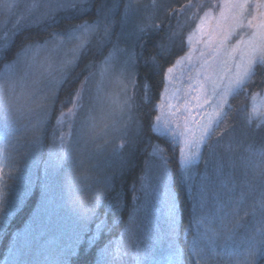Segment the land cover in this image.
<instances>
[{
	"label": "trees",
	"instance_id": "trees-1",
	"mask_svg": "<svg viewBox=\"0 0 264 264\" xmlns=\"http://www.w3.org/2000/svg\"><path fill=\"white\" fill-rule=\"evenodd\" d=\"M129 1L132 12L141 6L142 18L133 17L127 62L121 57L111 69V75L114 68L120 72L124 85L115 90L98 78L92 85L117 37L126 34ZM170 1L160 3L161 19L154 13L148 22L144 16L159 0H91L81 13L64 10L54 20L19 29L0 49V264H155L171 251L179 253V264H198L195 248L205 258L200 253H207L206 244L213 253L207 256L211 264H233L251 243L250 248L260 249L252 261L264 264V245H256L264 232V117L252 114L254 95L264 91V61L253 64L244 85L229 96L201 147L196 181L185 179L177 145L152 126L166 72L186 52L199 15L209 10L205 0ZM2 9L0 2V14ZM14 9L0 15V28L5 16L11 21ZM94 23L83 44L73 46L76 26ZM18 53L26 60L23 70L5 79L4 63L13 61L15 68ZM102 88L106 94L118 92L116 110L107 102L96 105ZM77 98L79 105L72 103ZM55 145L58 156L47 167ZM154 148L163 163L152 171ZM202 175L210 177L212 193L222 197L225 223L239 224L230 237L207 240L203 232L211 234L210 222H201L196 232L192 228ZM144 188L167 197L161 225L155 209L162 212L163 205H153ZM212 203L204 209L205 219ZM137 213L147 230H140L134 242ZM70 217L76 218L75 232L72 243L62 248L57 244L66 242L62 233ZM225 252V258L218 254Z\"/></svg>",
	"mask_w": 264,
	"mask_h": 264
},
{
	"label": "rangeland",
	"instance_id": "rangeland-1",
	"mask_svg": "<svg viewBox=\"0 0 264 264\" xmlns=\"http://www.w3.org/2000/svg\"><path fill=\"white\" fill-rule=\"evenodd\" d=\"M21 1L20 5L19 2ZM91 0H84L83 3H77L76 5H74L73 7H62V4H67L68 0H1V4L3 5V11L4 13L0 14L3 15L5 13L8 14V12L13 8V6L15 7L14 10L15 11V15L13 16V18L11 19V21L8 23L7 17L5 16V20L2 22L1 25V32H0V40H3V37L5 35H7V32L5 31V28H11L16 21L20 20L21 16H25V17H29L28 22L22 24L17 30L16 32L25 27V26H30L33 24H37V23H41L44 21H51L54 20L56 18V13L59 12H63L65 11H73V12H77V13H81L85 10H87L88 8V4ZM167 2H171L170 0H159V6L155 8V10L148 16H144V18H146V21H149V17L152 16V14H156V20L157 19H161L162 15L164 13V11H162V7L160 5V3L165 4ZM233 0H220L218 3L221 4L222 6L226 3H232ZM235 2H239L241 4H244V13L246 15V19L244 21L245 25H247L249 22H251V24L253 25V27L251 28H245L243 30L238 29L237 31L240 32V35L237 36L235 39H233L231 41L232 44H235L236 41L238 39H245L247 40L249 38L248 33H252V32H257L260 34H264V0H235ZM131 2L129 1V3H127L125 12L127 11L128 7L131 8V6L129 5ZM248 4H251L252 7L249 8ZM140 7L138 6L136 11L132 12V8L130 13L127 15V12L125 14V21L126 23H124L123 27L126 34H124V36H118L117 37V42L115 45V47H113L110 55L105 59V61L103 62L102 66L100 67V69L98 70V72H96L95 76L92 78V85H94L95 83H97V78L98 79H102L104 80V83H108L111 82V86L114 87L115 90H120L122 88V86L124 85V81L122 79V76L120 74V72L118 74H116L117 70L114 68L112 75H111V69L113 68V66H117L118 63H116L118 60L120 61L121 57L122 60L124 58V60H126L130 57V49H129V45L131 43V41L129 40V37H133L131 35V31H132V24L133 21H135V19L133 18L134 16H136V18H142V13H140ZM10 9V10H9ZM166 10V8H165ZM13 11V10H12ZM220 8H215L210 12L209 15V22L208 24H206L204 26V30H207V28L210 26L211 23L215 22L217 20V18L220 16ZM225 11V15H229V10L227 8L224 9ZM132 12V13H131ZM250 13V14H248ZM207 14V11L203 12L202 14L199 15V17L196 20V24L194 26V28L192 29V31L190 32V34L187 36V41H186V52L180 56L178 58V60H182L185 56H187V54L189 53V51L197 47H199V45H196L194 43V34H198L197 33V27L198 25H200L201 23V18L203 16H205ZM103 15V14H102ZM102 17H104L102 19ZM105 19V15L103 16H99V20L103 21ZM87 27H89L87 30H83V28L85 27V25H80V27H78L79 29L77 30V32H75V36H72L71 42L72 45L77 47V46H81L83 44V39L85 37V35L89 32H92L95 27L97 26L96 23L94 24H90V25H86ZM15 32V33H16ZM13 33V35L15 34ZM134 33V32H133ZM12 35V36H13ZM131 39V38H130ZM11 40V38H10ZM78 47V48H79ZM72 51V49H71ZM76 52V51H75ZM73 52V53H75ZM193 55H198V53L193 52ZM64 60V59H61ZM264 59H261L259 57V55H257L256 57L253 58L252 62H247V59H245V62L241 63L238 59L234 60L233 62H231L230 64L227 65L226 69H225V73L222 76V78L219 80L217 87L215 88L214 91H211L207 97H206V102H204L200 109H199V114L197 115V111L195 108L192 109V114L194 116V118L196 119L197 123L196 124H190L187 125L185 124V117L187 116V113H185L184 116L180 115V111L183 109L184 107V101L180 98H173V96L175 95L176 92L180 93V96L182 97L187 89L186 84H184V77L182 76V73L184 71L183 69V65L182 63H176L172 66L173 67V72L168 74V81L171 83L172 87H170L168 90L163 91V97L160 96L159 102L156 105V116L154 117L153 120V131L159 135H162L164 137H167L168 139H170L172 141V143L176 144L178 147V153H179V138H173L169 133H167L166 131H164L163 129L161 130H157L155 127L156 123H163L165 120H169L173 123L174 126H179V128L181 130L184 131H188V129L190 128V131L188 132L187 137L182 138L185 142H184V148H185V156H189L191 155V153L189 152V143L191 142V140L194 137H198L202 134V131L199 130V124L200 123H204L206 126H212L214 125L218 118L221 116L224 107L227 104V100L229 98L230 95H232L233 93H235L236 91H238L242 85H244V83L246 82V80L249 78L248 75H250L252 73V68H253V64L256 63H260L263 62ZM114 64V65H113ZM124 71H122L123 73ZM167 74V72H166ZM111 75V76H110ZM110 76V77H109ZM166 76V75H165ZM173 77H176V79H173ZM111 78V79H110ZM108 79H110L111 81H109ZM165 83V81H164ZM96 105H99L101 103H109L113 106V109L116 110L117 106H118V92L114 91L112 93L106 94L104 89L102 88L101 90V94L100 96L96 97ZM193 104H195V101H192ZM252 114L253 117H264V91L262 92V94H258V95H254L253 99H252ZM57 145H59V143H57ZM61 145L57 146L58 149H60ZM2 148H3V142L0 140V175H1V170L3 168L2 166ZM55 147L53 148V151L50 154V159L47 163V167H49L51 165V163L55 162V156H58V149H55ZM201 151V149H200ZM152 155V162H150L151 164V170L153 171V169L155 170V167L158 165L160 166V164L163 163V158L160 156V152L158 148H154L151 152ZM180 155V153L178 154V156ZM198 159H199V155L194 156L193 158V162L190 165H187L185 167H181L180 162V168L182 171L183 176L185 177V179H190L193 180L194 174H193V170L196 167V164L198 163ZM194 181H196V179H194ZM195 184V182H194ZM146 185V184H145ZM144 192H147L146 197L148 196L151 199V203L153 205H155V202L157 201V203H161V205H163L162 207V212L161 209H155L156 211V219L158 218V216L162 215V218L164 219L163 214H165L167 212V208L165 207V200L167 201V197L164 194L163 197L160 196L159 194H155V193H151L150 189H145L144 188ZM90 203V201L85 202L86 206ZM96 202H92L91 206H94ZM161 207V206H160ZM160 213V215H159ZM136 214V213H135ZM139 217V218H138ZM159 221H160V225H161V216L159 217ZM48 220L51 219H46L44 222V225L47 224ZM70 225L68 226V228L63 231L62 233V237L66 238V242H61L60 240L58 241L57 245H60L62 248L69 246L72 243L71 238L73 237L72 233L75 232V228H76V218L74 220L71 219L70 217ZM68 221V222H69ZM68 222L66 223V225L68 224ZM252 224V222H251ZM43 225V224H42ZM41 225V226H42ZM147 225H146V221L145 218L143 216H139V214L137 213L136 215V220L134 223H132V231L134 232L132 234L133 236V240L134 242H137L140 240L139 237V231L141 230L142 233H144L147 229H146ZM199 226L196 225H192L193 230L198 229ZM42 228H45L44 226H42ZM53 227L50 226L49 230H51ZM60 228V227H59ZM58 228V230H59ZM255 228V227H254ZM205 232V231H204ZM203 232V233H204ZM210 234V232H209ZM52 236H50L51 238ZM49 240V237H48ZM48 242V241H47ZM46 240L44 242V246H47L49 248V243H47ZM61 242V243H60ZM210 245V243H208ZM253 243L249 244L248 246H252ZM140 247L143 249V246L140 245ZM248 247L247 251H245V253H243V255L240 257V259H236L233 261V264H254V262L252 261V259H255V255H259L258 252H260V249H257L258 251H255L254 249ZM250 248V250H249ZM258 248V247H256ZM260 248V247H259ZM203 249H207V253H200L202 256L206 255L205 258H201V256H199V250L197 248H195L196 253H194V257H195V261H199L198 264H211L209 262L210 257L208 258L207 256H209V254H213L210 253L211 252V248L206 244V246ZM16 253H18L16 251ZM143 253V251H142ZM218 254H222L223 258H225V256H228V253H218ZM212 256V255H211ZM161 260V263H159V261ZM160 260L156 261L155 264H179V253H176V251H171L169 253V255L164 259L161 258ZM242 261V262H241Z\"/></svg>",
	"mask_w": 264,
	"mask_h": 264
},
{
	"label": "snow or ice",
	"instance_id": "snow-or-ice-1",
	"mask_svg": "<svg viewBox=\"0 0 264 264\" xmlns=\"http://www.w3.org/2000/svg\"><path fill=\"white\" fill-rule=\"evenodd\" d=\"M84 0H68L67 4H62V7H73L77 3H83ZM205 7L209 10L207 14L201 18V23L197 27V33L194 34V43L199 45V47L189 51L187 56L182 60H177L176 63H182L184 84H186L187 89L184 95L181 97L179 92H176L173 98H180L184 103L183 109L180 111V115L185 117V124H196L197 121L192 114V109L195 108L197 115L199 114V109L201 105L206 102L207 95L214 91L218 85L219 80L225 73V69L228 64L234 60H239L241 63L252 62L253 58L259 55L261 59H264V34L257 32L248 33L249 38L247 40L241 38L232 44L231 41L240 35L237 30H243L245 28H251L253 25L249 22L245 25L244 21L247 18L244 13V4L235 2L226 3L223 6L219 3H212V0H205ZM251 8L252 5L248 4ZM214 8H220V16L217 20L210 24L207 30H204V26L209 22L210 12ZM229 10V15H225L224 9ZM250 14V13H248ZM29 17L21 16L20 20L11 27L5 28L7 35L0 40V49L6 48L10 38L13 33L24 23L28 22ZM76 27H80L77 25ZM89 27L85 26L83 30H87ZM107 32V29H105ZM198 53V55H193L192 53ZM3 52L0 51V55ZM15 68L12 67L13 61L4 63V76L5 79L10 77L14 72L22 71L26 60H21L19 58V53L14 58ZM173 72V67H169L167 74L165 76V83L161 89V96L163 97V91L168 90L172 87L171 83L168 81V74ZM176 79V77H173ZM148 90L150 93L151 85L148 83ZM147 102H151V97L148 94ZM161 100V99H160ZM159 101V100H158ZM195 101V104L192 103ZM72 103L79 105L80 100L77 98L72 101ZM158 107V105H157ZM248 120V119H247ZM250 122V121H249ZM214 125L206 126L204 123L199 124V130L202 134L198 137H194L189 143V152L191 155L185 156L184 140L182 138L187 137L188 131L181 130L179 126H174L169 120H165L163 123H156L155 127L157 130L163 129L169 133L173 138H179V162L181 167L192 164L193 158L200 154V149L205 145V141L208 139L209 133L212 131ZM255 143V141H253ZM246 166V160L241 162V167ZM210 177L208 175H202L197 178V183L200 191L197 193L196 202L194 206V216L193 220L197 223V226L201 222L211 223V234L209 231H205L203 236L207 240L212 241L219 238L230 237L232 232L235 231L239 224L234 220L231 225L226 224L227 219L224 214V205L219 203L222 197L219 194H213L211 191V185L209 183ZM3 194L0 193V197ZM212 203L213 211L208 213V218L203 217L204 209L209 206V202ZM230 206V205H229ZM170 218L174 216V209L170 206L169 209ZM217 223L219 227H217ZM261 239L257 246L264 245V232L261 233ZM255 239V238H253Z\"/></svg>",
	"mask_w": 264,
	"mask_h": 264
}]
</instances>
